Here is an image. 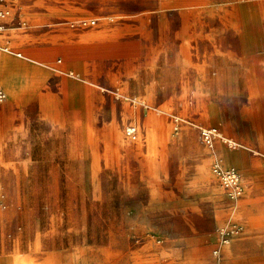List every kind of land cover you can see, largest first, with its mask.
I'll return each mask as SVG.
<instances>
[{"label":"rangeland","instance_id":"rangeland-1","mask_svg":"<svg viewBox=\"0 0 264 264\" xmlns=\"http://www.w3.org/2000/svg\"><path fill=\"white\" fill-rule=\"evenodd\" d=\"M156 5L121 0L116 8L138 14ZM164 5L157 59L121 54L87 67L89 78L129 81L132 90L157 79L153 97L84 86L67 106L52 97L55 67L25 108V126H11L12 107L4 108L0 264H237L246 254L232 243L223 260L216 254L225 232L264 252L261 217L244 226L233 211L249 188L244 210L264 215V0ZM183 12L189 22L176 19ZM110 33L132 35L121 26ZM212 126L219 135L202 143L200 129ZM215 161L239 167V194L222 187Z\"/></svg>","mask_w":264,"mask_h":264},{"label":"crops","instance_id":"crops-1","mask_svg":"<svg viewBox=\"0 0 264 264\" xmlns=\"http://www.w3.org/2000/svg\"><path fill=\"white\" fill-rule=\"evenodd\" d=\"M118 1L121 0H4L3 5L9 13L4 18L6 27L0 32V48L5 46L20 52L16 54L18 58L0 54V85L4 83L8 93L3 103L0 102L2 123L4 108L11 106L15 116L11 126H25L24 116L28 112L24 113V110L35 95L36 88L48 74L58 69L57 90L52 92V97L67 106L75 105L73 100L81 98L84 86L97 91L115 89L124 93L125 97L134 95L142 99L151 98L152 92L160 90L162 83L157 79L142 80L132 90L129 81L113 79L107 85L87 75V67L100 57L131 54L147 62L148 58L157 59L160 56L162 40L159 38L157 15L165 7V0H156L158 5L146 6L138 14L118 10ZM185 15L186 12L178 13L176 19H188L189 22L191 16ZM116 26L125 27L132 33L131 37L117 39L112 36L110 31ZM184 62H191L189 53L185 55ZM74 71L76 77L73 78ZM227 164L240 171L235 163ZM247 169L253 168L247 163ZM248 189L237 199L233 209L244 226L259 223L260 217L264 222V215L244 210L250 199ZM231 243L235 251L246 254L243 258H264L260 249L244 248L238 240H233L221 248V260Z\"/></svg>","mask_w":264,"mask_h":264},{"label":"built area","instance_id":"built-area-1","mask_svg":"<svg viewBox=\"0 0 264 264\" xmlns=\"http://www.w3.org/2000/svg\"><path fill=\"white\" fill-rule=\"evenodd\" d=\"M4 0H0V32L5 29L4 18L8 15L9 9L3 5ZM72 74V72H70ZM5 97V92L0 87V99ZM135 128L130 129V133H134ZM219 135L216 127H202L199 132L200 140L204 144L211 145L213 141ZM228 147H235V142L231 139H225ZM212 172L218 177L222 187L228 192L231 197L239 194L241 189V175L239 171L233 166H225L220 164L218 161H215L212 164ZM228 241V233H224L222 242ZM213 264H220L219 262H214Z\"/></svg>","mask_w":264,"mask_h":264},{"label":"bare ground","instance_id":"bare-ground-1","mask_svg":"<svg viewBox=\"0 0 264 264\" xmlns=\"http://www.w3.org/2000/svg\"><path fill=\"white\" fill-rule=\"evenodd\" d=\"M1 53H5V54H10L11 53V48H8V47H2V52ZM174 119H178V118H174ZM216 140V139H215ZM227 166H233V165H229V164H226ZM233 167H235V166H233ZM236 168V167H235ZM237 169V168H236ZM238 170V169H237ZM239 171V170H238ZM240 172V171H239ZM230 243V241H226V242H222L221 244H219L218 245V247H217V253L216 254H218L219 256H220V258H221V248L224 246V245H227V244H229Z\"/></svg>","mask_w":264,"mask_h":264}]
</instances>
